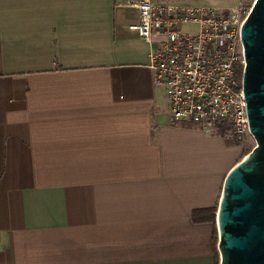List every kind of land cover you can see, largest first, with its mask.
<instances>
[{
    "label": "crops",
    "instance_id": "crops-1",
    "mask_svg": "<svg viewBox=\"0 0 264 264\" xmlns=\"http://www.w3.org/2000/svg\"><path fill=\"white\" fill-rule=\"evenodd\" d=\"M131 1L0 0V264H215L248 136L168 118Z\"/></svg>",
    "mask_w": 264,
    "mask_h": 264
},
{
    "label": "built area",
    "instance_id": "built-area-1",
    "mask_svg": "<svg viewBox=\"0 0 264 264\" xmlns=\"http://www.w3.org/2000/svg\"><path fill=\"white\" fill-rule=\"evenodd\" d=\"M131 3L137 19L127 27L148 43L146 67L163 88L168 118L206 132L223 124L221 135L234 141L251 136L240 82L239 32L248 8L176 0Z\"/></svg>",
    "mask_w": 264,
    "mask_h": 264
},
{
    "label": "water",
    "instance_id": "water-1",
    "mask_svg": "<svg viewBox=\"0 0 264 264\" xmlns=\"http://www.w3.org/2000/svg\"><path fill=\"white\" fill-rule=\"evenodd\" d=\"M241 90L255 143L226 172L215 207L218 264H264V0L240 25Z\"/></svg>",
    "mask_w": 264,
    "mask_h": 264
},
{
    "label": "trees",
    "instance_id": "trees-1",
    "mask_svg": "<svg viewBox=\"0 0 264 264\" xmlns=\"http://www.w3.org/2000/svg\"><path fill=\"white\" fill-rule=\"evenodd\" d=\"M225 127H226L225 125L218 123L216 131L218 133H222ZM214 213H215L214 207L194 210L191 213V218L193 220H213L214 219Z\"/></svg>",
    "mask_w": 264,
    "mask_h": 264
},
{
    "label": "rangeland",
    "instance_id": "rangeland-1",
    "mask_svg": "<svg viewBox=\"0 0 264 264\" xmlns=\"http://www.w3.org/2000/svg\"><path fill=\"white\" fill-rule=\"evenodd\" d=\"M239 2L245 8L249 9V6L251 5L252 0H239ZM183 27H185V26H183ZM241 143L243 145L244 151H249L252 148V146L254 145L255 141H254L252 136H248ZM214 257H215V264H218V252H217L216 248L214 250Z\"/></svg>",
    "mask_w": 264,
    "mask_h": 264
}]
</instances>
